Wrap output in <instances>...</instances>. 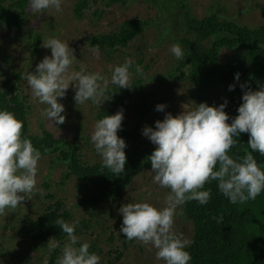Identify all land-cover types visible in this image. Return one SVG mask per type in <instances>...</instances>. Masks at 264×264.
<instances>
[{"label": "clouds", "instance_id": "obj_1", "mask_svg": "<svg viewBox=\"0 0 264 264\" xmlns=\"http://www.w3.org/2000/svg\"><path fill=\"white\" fill-rule=\"evenodd\" d=\"M63 0H28L27 10L32 14L54 9L62 11ZM50 49L36 65L34 72H27L25 79L32 96L45 105L41 115L50 124H62L64 106L59 102L71 86L76 105L91 102L98 105L110 83L118 88H129L132 72L142 75L140 65L125 57L124 61L111 67L108 76L101 72H88L83 67L72 70L76 61L67 41L49 36L42 44ZM98 49H93L98 55ZM175 60H184L179 44L169 48ZM233 79L239 80V73ZM236 85L229 84L228 91ZM242 90L237 115L229 117L224 111L227 100L216 106L205 102L192 103L177 115L165 112L164 104L155 105V111L163 112V118L153 126H143L141 135L154 145L147 161L150 162L152 181L167 189L164 206L156 207L147 201L123 203L118 212L121 216L119 232L126 240H135L155 249V258L163 264H188L191 259L186 251L190 241L174 230L177 209L187 201L199 205L210 199L206 182L215 181L220 194L229 203H244L254 200L264 190V168L258 165L252 152L264 156V84L257 90L239 84ZM123 112L104 115L95 121L89 142L101 158L102 166L115 176L125 171L127 147L117 135L121 128ZM230 120V123L227 122ZM23 122L14 113L0 108V214L5 209H15L26 194L36 188L37 165L40 152L31 140L21 135ZM241 133L248 134L247 146L242 156H230L228 151ZM215 169V170H214ZM219 221V217H214ZM55 224L65 234L61 242L48 239V252L59 249L55 264H100V257L89 251V243L76 235L79 218L71 222L61 218ZM43 264H48L45 256Z\"/></svg>", "mask_w": 264, "mask_h": 264}, {"label": "rangeland", "instance_id": "obj_2", "mask_svg": "<svg viewBox=\"0 0 264 264\" xmlns=\"http://www.w3.org/2000/svg\"><path fill=\"white\" fill-rule=\"evenodd\" d=\"M14 0H6L9 3ZM77 0H63L62 11L54 9L32 14L30 10H23L22 26L9 31L0 32V77L1 72L8 77L19 75L17 82L20 84L23 95L27 97V122L28 131L39 134L42 129L50 131L55 137L64 136L74 142L81 149L83 160L91 163L101 161L99 155L89 142L97 114L103 108H110L112 114L123 112V122L127 128L134 125L136 115L130 106L132 101L142 97L151 113L139 122L143 126H153V122L162 119L164 113L155 111V105L164 104L165 112L173 116L180 113L183 108L193 107L198 104L196 91L186 79L176 78L172 69L177 65V60L170 54L171 44L178 43L180 35L178 28L183 23V12L180 5L187 6L188 11L201 18L209 12H216L221 19L235 21L248 27H257L262 20L261 6L264 0H125L124 3L111 2L110 0H94L84 9L80 16L74 13V4ZM138 18L147 22L140 35H137L127 47L104 52L92 47L89 40L94 35L106 34L117 30L119 24L128 18ZM30 29L40 38L38 53L30 56L28 43ZM49 36L67 41L73 50L76 61L72 70L83 67L88 72H101L108 76L110 69L124 61L125 57L132 58L140 65L142 75L132 72L129 88L126 90L121 104L113 106L103 99L98 105L90 101L76 105L73 100L74 89L70 86L59 102L63 104L64 122L53 127L42 115L45 105L37 102L32 96L27 85L25 74L34 72L35 65L45 56H50V49L42 44ZM181 47V45L179 44ZM93 49H98V55ZM182 49V48H181ZM238 50L222 48L219 52L221 61L232 58ZM117 87L108 84L106 88ZM137 87H139L137 92ZM130 96H129V94ZM139 94H141L139 96ZM105 98V95H104ZM145 146L152 145L149 140L141 136ZM151 153V152H150ZM149 153V155H150ZM65 165L56 159L55 154L40 155L37 165L36 188L33 194H26L15 209H5L0 214V264H43L45 258L44 247L34 245L25 233L19 231L26 218H34L42 213L45 207L61 200L63 207L69 210L71 220L79 218L86 223V237H80L89 245L95 239V253L100 257V264L113 257L107 252L115 249L121 256L114 264H163L155 258V249L150 245L132 240L124 241L120 237L121 216L112 204L90 205L89 203L77 204V186L81 185L74 176L62 179ZM149 165L136 173L130 185L122 192L119 205L138 201H147L156 207L164 206L167 189L160 188L152 181ZM174 218V230L183 234L189 240L191 236V223L180 213ZM83 232V231H81ZM115 238L107 240L109 235Z\"/></svg>", "mask_w": 264, "mask_h": 264}, {"label": "trees", "instance_id": "obj_3", "mask_svg": "<svg viewBox=\"0 0 264 264\" xmlns=\"http://www.w3.org/2000/svg\"><path fill=\"white\" fill-rule=\"evenodd\" d=\"M94 0H77L74 4V13L80 16ZM111 2L124 3L125 0H110ZM28 0H14L6 3L0 0V32L22 26L23 10L27 8ZM183 23L178 28L180 37L176 39L181 45L184 60H177V65L172 69L176 78L188 80L196 91L198 104L205 102L216 106L227 100L224 111L229 117L237 115L236 108L241 103L242 90L239 84L246 83L247 88L257 90L264 84V4L260 12L261 23L257 27H248L228 19H221L216 12H209L197 17L187 6L181 4ZM146 21L134 18L123 20L116 31L94 35L89 40L92 47L104 52H112L127 45L143 31ZM35 31L30 29V41L27 44L30 56L38 53L40 38L32 35ZM222 48L238 50L232 58L221 61L219 52ZM239 73V80L233 79ZM19 75L8 77L1 72L0 77V108L14 113L17 119L23 122L22 137L31 140L32 145L40 154L53 153L66 169L62 179L74 176L81 185L77 186V204L89 203L90 205L116 203L119 209V200L122 192L130 185L134 176L146 168L150 162L147 156L152 151L151 146H145L141 139L142 126L139 123L143 117L151 113L145 100L140 97L132 101L130 106L136 115L137 122L127 128L121 122L117 135L125 141L126 156L125 171L115 176L109 169L102 166L101 161L88 163L83 160L80 147L70 142L66 137H55L50 131L42 129L39 134L28 131L27 122V97L23 95L20 84L17 82ZM229 84L236 87L228 91ZM139 87H137V92ZM126 90L118 87L105 89L104 95L107 104L113 106L121 104ZM129 94V93H128ZM141 94H139L140 96ZM130 96V94H129ZM131 97V96H130ZM111 115L110 108H103L97 114L100 119L104 115ZM230 123V120L227 121ZM237 143L229 149L230 156H242L247 146L248 134L241 133L236 138ZM257 164L264 168V156L252 152ZM215 170V169H214ZM204 188L209 190L210 199L204 205H199L195 200L187 201L180 206V213L191 223L190 244L186 251L191 259L188 264H264V190L254 199L244 203H229L219 193L216 182H206ZM219 217V221L213 219ZM61 218L71 222L69 210L63 207L61 200L45 207L42 213L34 218H26L19 231L25 233L34 245L44 247L48 264H55L59 249L48 252L46 243L48 239L63 242L65 234L55 224ZM86 223L79 220L76 235L86 237ZM83 231V232H81ZM120 237L124 241L122 233ZM115 236L109 235L108 241ZM89 251L95 252V239H91ZM132 241V240H131ZM113 257L106 260L105 264H114L121 254L115 249L107 252Z\"/></svg>", "mask_w": 264, "mask_h": 264}]
</instances>
